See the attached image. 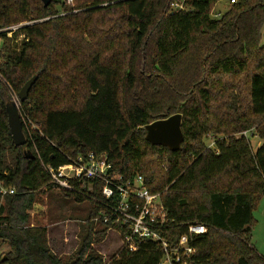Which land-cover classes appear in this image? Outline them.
<instances>
[{
	"label": "trees",
	"instance_id": "1",
	"mask_svg": "<svg viewBox=\"0 0 264 264\" xmlns=\"http://www.w3.org/2000/svg\"><path fill=\"white\" fill-rule=\"evenodd\" d=\"M219 1L187 0L188 12L171 13L173 0H0V30L38 22L0 33V244L9 248L0 264H160L149 241L104 262L92 249L109 228L100 184L58 191L42 168L89 154L159 195L171 242L186 224L205 226L192 264H264L249 241L264 196V0H237L215 19ZM35 76L19 103L26 144L15 147L9 91ZM175 114L179 151L145 141L146 125ZM248 132L262 142L255 152ZM41 191L87 204L71 256L53 254L47 229L29 223Z\"/></svg>",
	"mask_w": 264,
	"mask_h": 264
},
{
	"label": "built area",
	"instance_id": "2",
	"mask_svg": "<svg viewBox=\"0 0 264 264\" xmlns=\"http://www.w3.org/2000/svg\"><path fill=\"white\" fill-rule=\"evenodd\" d=\"M186 1L173 0L170 12H188ZM236 2L237 0H230L229 4L231 6ZM219 17V14L215 15V18ZM34 23L38 22H23L5 32L0 30V33L11 37L20 27ZM1 44L0 39V46ZM0 82H3L1 75ZM17 101L19 103L18 97ZM23 125L27 130V126ZM42 168L52 187L58 191L72 192L77 184L87 194H92L94 185L100 184V195L106 201L103 209L106 215L104 222L109 223L107 232L113 231L118 235L120 248L133 252L140 243L149 241L157 244L162 253L160 264H192L191 257L195 254L192 243L206 234L205 226L199 223L186 224V233L171 242L163 229L169 224L166 210L159 195H152L146 190L141 176L126 180L113 170L105 155L94 154L69 159L66 164L56 168L46 165H42ZM1 193L6 194V191L1 190ZM8 193L13 194V191Z\"/></svg>",
	"mask_w": 264,
	"mask_h": 264
},
{
	"label": "rangeland",
	"instance_id": "3",
	"mask_svg": "<svg viewBox=\"0 0 264 264\" xmlns=\"http://www.w3.org/2000/svg\"><path fill=\"white\" fill-rule=\"evenodd\" d=\"M66 1V5L71 8L75 7L77 2H82V0ZM229 1L221 0L215 5L212 12L213 18L217 14L221 17L228 11ZM19 24L5 27L1 31L5 32L7 29L16 27ZM6 38L10 37L6 36ZM19 42L20 40L15 41L18 45ZM9 97L10 102L14 103L17 108L22 124H25L28 128L30 124L21 118L22 114L17 101L18 93L10 90ZM243 134L249 139L252 150L255 152L262 142L255 136H251L252 132ZM204 141L207 146H212V136H208ZM87 212L86 203H76L72 197H65L54 191H41L35 196V204L30 211L29 223L31 226L45 227L48 231V244L53 254L59 257H67L71 256L79 246L80 229ZM249 241L256 252L264 258V196L254 204ZM120 247V238L113 231L107 232L102 241L92 245V249L102 256L104 262H108L113 258ZM8 251L9 248L6 245L0 244V258L2 256L6 257Z\"/></svg>",
	"mask_w": 264,
	"mask_h": 264
},
{
	"label": "water",
	"instance_id": "4",
	"mask_svg": "<svg viewBox=\"0 0 264 264\" xmlns=\"http://www.w3.org/2000/svg\"><path fill=\"white\" fill-rule=\"evenodd\" d=\"M44 6H48L50 0H42ZM37 77L31 78L27 81L18 93L19 103L26 101L28 93ZM181 119L180 114H175L164 119L157 120L144 127L145 141L151 146H159L167 148L170 152H177L180 150L184 141L181 131ZM8 127L11 135V139L15 147H22L26 144V139L23 134L22 122L17 112L15 104L12 107L8 115ZM28 157L30 154L27 152ZM6 260L5 257L0 259V263Z\"/></svg>",
	"mask_w": 264,
	"mask_h": 264
}]
</instances>
